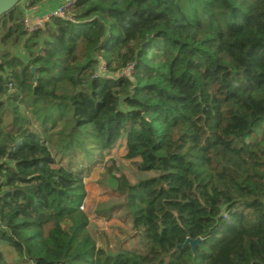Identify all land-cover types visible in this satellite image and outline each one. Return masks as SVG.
Listing matches in <instances>:
<instances>
[{"label": "trees", "instance_id": "trees-1", "mask_svg": "<svg viewBox=\"0 0 264 264\" xmlns=\"http://www.w3.org/2000/svg\"><path fill=\"white\" fill-rule=\"evenodd\" d=\"M18 8L0 17L26 58L0 53V264H264V0H74L32 33ZM121 139L152 173L107 161L146 251L98 247L83 209Z\"/></svg>", "mask_w": 264, "mask_h": 264}, {"label": "rangeland", "instance_id": "rangeland-1", "mask_svg": "<svg viewBox=\"0 0 264 264\" xmlns=\"http://www.w3.org/2000/svg\"><path fill=\"white\" fill-rule=\"evenodd\" d=\"M21 8L22 4L19 5L18 10ZM0 47V53L7 49L14 55L19 56L21 54L22 47L20 45L9 44L5 46L0 42ZM42 118L43 116H36L35 119L38 124H41ZM66 131H68V128H66ZM63 149L61 152L67 155L69 152L65 150V147ZM108 159H113L118 170L132 183L152 174L139 171L132 160L126 158V147L123 139L108 149L105 152L103 164L94 166L91 174L85 178L86 196L83 201V208L90 218L89 228L91 233L94 235L98 247L107 246L111 252H116L120 246H135L142 251H146L144 243L133 232L131 220L126 214L125 208L121 207L124 198L116 191L117 179L112 172L107 170ZM103 211H107V217H104ZM10 260L14 264H29L15 256L10 257Z\"/></svg>", "mask_w": 264, "mask_h": 264}, {"label": "built area", "instance_id": "built-area-1", "mask_svg": "<svg viewBox=\"0 0 264 264\" xmlns=\"http://www.w3.org/2000/svg\"><path fill=\"white\" fill-rule=\"evenodd\" d=\"M73 3L74 0H60V3L55 8L39 16H34L32 13L25 11L22 18L23 29L28 33H32L43 28L45 24L53 17L71 18L69 8L73 5ZM104 65L105 63L104 61H102L100 66L101 69L104 68ZM131 68L132 66L130 65L129 67L124 69V72L126 74H129Z\"/></svg>", "mask_w": 264, "mask_h": 264}, {"label": "crops", "instance_id": "crops-1", "mask_svg": "<svg viewBox=\"0 0 264 264\" xmlns=\"http://www.w3.org/2000/svg\"><path fill=\"white\" fill-rule=\"evenodd\" d=\"M59 3H60V0H40L34 6H26L25 1L21 2L19 5L22 4V8L24 9V12L27 11V12L32 13L34 16H39L55 8ZM5 46H8V45H5ZM0 50H1V47H0ZM19 57H21L23 60H26V58H24L22 53L19 55Z\"/></svg>", "mask_w": 264, "mask_h": 264}, {"label": "water", "instance_id": "water-1", "mask_svg": "<svg viewBox=\"0 0 264 264\" xmlns=\"http://www.w3.org/2000/svg\"><path fill=\"white\" fill-rule=\"evenodd\" d=\"M23 1L24 0H0V17L11 9L17 7ZM32 71L36 76L34 67L32 68ZM201 240L202 238L200 236L194 239L188 237L182 245L185 246L187 244H190L192 250H195V247L200 244Z\"/></svg>", "mask_w": 264, "mask_h": 264}]
</instances>
